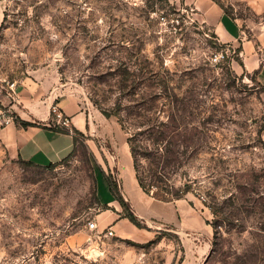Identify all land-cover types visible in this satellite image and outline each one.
Instances as JSON below:
<instances>
[{"label":"rangeland","instance_id":"374dc122","mask_svg":"<svg viewBox=\"0 0 264 264\" xmlns=\"http://www.w3.org/2000/svg\"><path fill=\"white\" fill-rule=\"evenodd\" d=\"M214 1L264 59V0ZM241 65L240 47L177 0H0V102L7 82H53L88 119L54 167L0 142V264H264V64ZM149 126L141 144L173 150L172 177L190 190L168 201L193 228L138 218L155 242L102 237L88 225L102 230L112 194L102 171L121 192L129 130Z\"/></svg>","mask_w":264,"mask_h":264},{"label":"crops","instance_id":"0c3cea01","mask_svg":"<svg viewBox=\"0 0 264 264\" xmlns=\"http://www.w3.org/2000/svg\"><path fill=\"white\" fill-rule=\"evenodd\" d=\"M176 1V0H174ZM190 6L196 16L212 27L220 41L233 47H240L241 69L247 72L261 71L264 59L253 37L245 32L238 19L225 13L221 5L214 0H177ZM15 101L4 99L3 104L14 110L17 120L0 127V142L16 157L36 165L48 166L68 158L76 144V131H85L88 125L86 111L73 93H68L53 85L22 82L17 88ZM58 105L70 120V127H62L51 119V106ZM21 120L30 122L23 125ZM121 195L142 221L157 219L164 223L179 226L183 230L193 228V223L179 214L174 202L162 201L147 194L139 185L134 170L129 168L126 181L121 172ZM106 208L98 216L100 227L111 226L116 234L138 241L149 242L155 238L154 230L137 227L125 215L121 214L120 202L112 193L107 200L100 201ZM181 264H196L186 259Z\"/></svg>","mask_w":264,"mask_h":264},{"label":"trees","instance_id":"16d2710c","mask_svg":"<svg viewBox=\"0 0 264 264\" xmlns=\"http://www.w3.org/2000/svg\"><path fill=\"white\" fill-rule=\"evenodd\" d=\"M18 119V116L16 120ZM19 120V119H18ZM23 125H30V122L21 120ZM123 128H125L123 126ZM155 132V127L149 126L141 130H129V136L127 138L128 144L130 146V152L133 158V166L136 173V178L138 180L141 188L149 195L162 199L165 201L180 199L190 190L187 186L183 188L182 186H176L175 179L172 177L176 170L175 168V158H173V150L166 146H162L158 140L152 138L156 141L153 146L141 144V138L146 137L148 140L150 136ZM144 161H148L145 166ZM55 164H49V167H54ZM174 167V168H172ZM111 192L114 194L115 198L120 202V204L125 206L131 205L124 200L121 192L117 185L106 176L105 172L102 171ZM153 188L157 189L153 191ZM125 217H127L131 222H133L137 227L144 228L142 222L134 214L132 207L130 212H125ZM159 238V237H158ZM155 241H150V243Z\"/></svg>","mask_w":264,"mask_h":264},{"label":"built area","instance_id":"2783aa9c","mask_svg":"<svg viewBox=\"0 0 264 264\" xmlns=\"http://www.w3.org/2000/svg\"><path fill=\"white\" fill-rule=\"evenodd\" d=\"M162 19H164V17H162ZM227 53L228 50H226L225 52L221 51L219 53H216L213 57V60L215 62H220L226 57ZM3 89L7 91L8 97H10L12 101L17 100L18 93L16 82H7L6 87H3ZM2 106L7 105L0 102V127L5 126L9 122H12L17 118V114H15L16 112L14 110H5ZM50 112L51 118L52 120H54V122H56V124L62 127H70L69 118L65 115L63 110L58 105L52 104ZM88 225L90 229L97 231V233L100 234L102 237L115 236V230L111 226L99 230L98 223L96 220H89Z\"/></svg>","mask_w":264,"mask_h":264}]
</instances>
